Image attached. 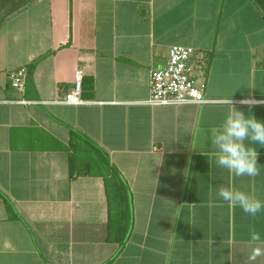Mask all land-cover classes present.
Masks as SVG:
<instances>
[{"label":"crops","instance_id":"0c3cea01","mask_svg":"<svg viewBox=\"0 0 264 264\" xmlns=\"http://www.w3.org/2000/svg\"><path fill=\"white\" fill-rule=\"evenodd\" d=\"M177 44L194 49L208 101L146 103ZM21 67L23 91L10 81ZM76 69L84 102L64 103ZM250 99H264L255 0H0V264H253L264 211L217 188L264 201V146L256 177L211 155L233 106L264 122Z\"/></svg>","mask_w":264,"mask_h":264},{"label":"clouds","instance_id":"9594fccd","mask_svg":"<svg viewBox=\"0 0 264 264\" xmlns=\"http://www.w3.org/2000/svg\"><path fill=\"white\" fill-rule=\"evenodd\" d=\"M229 103H232L231 100ZM242 103H244L242 101ZM233 105V104H232ZM248 143H245V142ZM211 144L216 165L226 169L230 176L256 177L260 175L258 167V151L255 145L264 146V122L254 115H245L234 106L229 110L223 122L211 130ZM217 196L232 207H239L246 215L253 219L264 211V201L237 189L234 185H220ZM251 248L248 260L254 262L264 256V240L253 227L250 233Z\"/></svg>","mask_w":264,"mask_h":264},{"label":"built area","instance_id":"2783aa9c","mask_svg":"<svg viewBox=\"0 0 264 264\" xmlns=\"http://www.w3.org/2000/svg\"><path fill=\"white\" fill-rule=\"evenodd\" d=\"M194 49L184 45L169 48L164 67L152 69L149 74L150 95L146 103L151 105H177L184 103H202L206 83L198 81L192 72L191 57ZM27 69L21 67L10 71V81L14 88L23 91L26 84ZM84 72L76 69L75 88L61 101L69 104L84 102L81 98ZM27 102V101H23ZM243 102L263 103L264 99L243 100Z\"/></svg>","mask_w":264,"mask_h":264},{"label":"trees","instance_id":"16d2710c","mask_svg":"<svg viewBox=\"0 0 264 264\" xmlns=\"http://www.w3.org/2000/svg\"><path fill=\"white\" fill-rule=\"evenodd\" d=\"M255 1L261 7V9L264 12V0H255Z\"/></svg>","mask_w":264,"mask_h":264}]
</instances>
